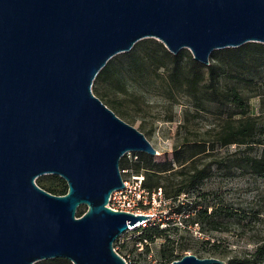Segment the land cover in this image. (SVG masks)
I'll return each instance as SVG.
<instances>
[{
	"label": "water",
	"instance_id": "95a60500",
	"mask_svg": "<svg viewBox=\"0 0 264 264\" xmlns=\"http://www.w3.org/2000/svg\"><path fill=\"white\" fill-rule=\"evenodd\" d=\"M144 37L208 64L215 49L264 44V0H0V264H127L113 241L149 214L106 204L123 187L120 157L157 150L91 85ZM41 174L67 191L40 187ZM213 263L225 260L187 252L169 264Z\"/></svg>",
	"mask_w": 264,
	"mask_h": 264
},
{
	"label": "rangeland",
	"instance_id": "374dc122",
	"mask_svg": "<svg viewBox=\"0 0 264 264\" xmlns=\"http://www.w3.org/2000/svg\"><path fill=\"white\" fill-rule=\"evenodd\" d=\"M152 47L160 51L167 49L158 39L144 37L136 41L129 50L145 51ZM181 50L185 54L182 66L187 71L190 60L193 59L192 54L187 47ZM125 57L123 52H119L107 61L111 68L119 69L115 70L119 76L118 82L114 75L108 78L101 87L103 96L96 94L94 83L91 89L102 102L108 100L107 105L120 118L142 131L157 150L152 155L151 163L155 165L151 168L145 167V152L128 151L120 157L119 169L122 158H125L129 165L125 172H120L124 179H131L136 173H142L145 178L146 175L152 177V170H157L161 193H156L155 199H150L148 208L151 216L146 223H159L160 227L165 224L169 229L164 235L143 242L138 239L140 231L137 226L127 229L113 241L115 250L126 259L127 264H169L163 261L162 250L172 251L174 255L190 252L209 256L213 252L211 256L227 260L252 252L257 245H264V177L238 165L240 155L258 152L260 146L243 149V146H237L236 143L221 145L217 142L223 127L234 123L240 114L230 115V105L208 101L198 104L186 91L185 82L182 86H175L167 81V70L163 67L155 69L154 66H147L141 73H130L126 71V67L121 66ZM209 60L221 65L219 86L225 89L226 86L235 84L248 98V113L258 116L264 127L263 78L255 75L253 83L247 80L235 81L232 78L233 70L228 65L222 64L212 54ZM243 72L246 74L245 70ZM117 110L123 113L120 114ZM260 137L264 141V132L260 133ZM199 145L207 148L194 154ZM175 148L185 150L182 161L173 158ZM164 160L170 162L168 169L159 170L158 166ZM136 164L140 168H136ZM193 167H209L210 172L189 191H182L175 200L166 197L164 189L172 191L179 186ZM154 177L156 176L153 175ZM63 180L56 174H41L35 179L37 183L53 186L61 185ZM148 189L151 191L154 188ZM178 200L196 201L197 207L219 204L232 215L225 218L221 212L225 229L201 230L198 226L187 223L184 215L171 212ZM81 210L85 211L86 205H79L75 215H80ZM182 246L187 249L181 250Z\"/></svg>",
	"mask_w": 264,
	"mask_h": 264
},
{
	"label": "trees",
	"instance_id": "16d2710c",
	"mask_svg": "<svg viewBox=\"0 0 264 264\" xmlns=\"http://www.w3.org/2000/svg\"><path fill=\"white\" fill-rule=\"evenodd\" d=\"M162 46V45H161ZM126 56L125 62H122L121 66L126 67V71L136 74L141 73L147 66H154L155 69L163 67L167 70L166 79L168 82L175 86H182L185 82L186 91L193 96L197 103L205 104V101L221 103L223 105H230L232 110L229 114L239 113L240 116L234 123L227 124L223 127L222 132L217 137V142L221 145H227L230 143H236L237 146H243L245 148H252L254 146H260L258 152L248 153L239 157V167H245L249 171L256 175L264 177V141L260 137V133L264 132V127L261 121L258 120V116H253L248 113V98L244 96L235 84H231L223 89L219 86V71L221 68L220 63L211 62L208 64H202L194 59L190 60L188 70L182 66V57L185 55L183 50H179L176 54L169 52L163 48H153L147 50H129L123 52ZM212 56L218 57L222 64L228 65L230 70H233L232 78L239 80H247V82L254 81V76L258 75L264 80V44L260 42H246L236 47H224L215 49L211 52ZM223 68V67H222ZM118 68H111L110 64H106L97 72L93 83L96 94L103 96L101 87L103 83L108 79L115 76L114 79L118 82L119 76L117 75ZM246 71V74L243 71ZM207 79L205 83L204 80ZM107 105L108 100L103 102ZM109 107V105H107ZM110 108V107H109ZM118 113L122 114L117 110ZM116 114L117 112L114 111ZM124 115V114H123ZM207 146L199 145L195 153L205 151ZM240 148V147H239ZM241 149V148H240ZM185 150L183 148H175L173 152V158L177 161H182ZM142 156V153H139ZM146 168H151L155 165L151 163L153 156L151 154L145 155ZM170 162L166 160L160 163L159 170H167ZM129 162L122 158L120 162L121 168H126ZM157 165V164H156ZM136 168H140L139 164H136ZM192 171L186 175L181 184L171 190H165L166 197H171L175 200L182 191H189L194 187L202 178L206 177L210 172L209 167L191 168ZM157 170H152V177L146 175L144 179V186L146 188L160 187L159 175ZM153 175L156 177L153 178ZM36 182V181H35ZM40 187L54 194H63L67 191V184L62 181L59 186L43 185L37 183ZM171 191V192H170ZM80 215L84 211H80ZM171 212L180 213L184 215V220L191 225L198 226V229L207 230H221L225 229V223L221 220V212L225 218L229 217L231 212L228 209H222L219 204L204 205L203 207H197L196 201L183 202L177 201ZM169 229L167 227H160L159 223L147 224L144 226H138V239L143 242L152 241L155 237L164 235L165 231ZM181 250L187 249L186 246L180 247ZM209 253V252H208ZM211 255L214 253L211 252ZM181 255H174L172 251H161V257L164 262H171L173 259L179 258ZM202 256V255H197ZM264 264V245L260 244L255 246L252 252L244 254L240 257H230L225 260L224 264ZM33 264H73L69 259L64 257H53L35 261ZM219 264V263H213Z\"/></svg>",
	"mask_w": 264,
	"mask_h": 264
},
{
	"label": "built area",
	"instance_id": "2783aa9c",
	"mask_svg": "<svg viewBox=\"0 0 264 264\" xmlns=\"http://www.w3.org/2000/svg\"><path fill=\"white\" fill-rule=\"evenodd\" d=\"M125 168H121L120 172H125ZM123 187L113 190L109 196V201L106 204L113 210H123L132 212L133 214H146L150 217L151 212L148 208L150 199H155V194L161 193V188L156 187L153 190H149L144 186V176L141 173H136L131 176V179H124ZM151 192V193H150ZM142 219L133 225H129L128 229L138 227L141 225H147L149 218ZM165 227V224H162ZM115 250V248L113 247ZM116 251V250H115ZM121 255V254H120ZM122 256V255H121ZM122 258L127 263L126 259Z\"/></svg>",
	"mask_w": 264,
	"mask_h": 264
}]
</instances>
